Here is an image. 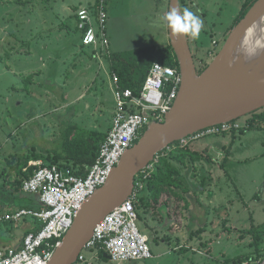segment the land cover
Instances as JSON below:
<instances>
[{
  "label": "rangeland",
  "instance_id": "obj_1",
  "mask_svg": "<svg viewBox=\"0 0 264 264\" xmlns=\"http://www.w3.org/2000/svg\"><path fill=\"white\" fill-rule=\"evenodd\" d=\"M94 2L0 0V174L13 158L53 157L70 128L75 137L108 132L116 101L107 54L129 59L141 49L170 44L163 21L169 0H108L110 46L82 49L74 12ZM243 2L220 17L222 27L214 32L203 27L197 44L191 43L198 61L204 57L210 64L217 56L210 52L215 42H222V49ZM199 10L196 15L203 19ZM35 73L40 75L27 88L25 78ZM249 118L238 123L245 127ZM190 147L202 156L194 160L196 169L191 162L187 168L174 164L182 171L183 200L174 193L163 196L168 208L160 204L137 221L153 257L124 264H236L250 254L253 264H264L247 233L264 225V130H249L235 141L231 134L207 137ZM32 225L30 219L2 224L0 248L15 247ZM183 247L189 250L181 253ZM259 248L264 252V245ZM86 254L94 264H114Z\"/></svg>",
  "mask_w": 264,
  "mask_h": 264
},
{
  "label": "built area",
  "instance_id": "obj_2",
  "mask_svg": "<svg viewBox=\"0 0 264 264\" xmlns=\"http://www.w3.org/2000/svg\"><path fill=\"white\" fill-rule=\"evenodd\" d=\"M77 22L83 46L92 47L95 51L108 48V16L103 0L98 15L94 14L92 8H80ZM215 44L214 50L210 52L211 58L219 53L220 47ZM112 78L116 101L113 124L94 164L85 176L59 166L45 165L35 171L24 183L23 191L37 195L42 208L17 209L0 218L3 223L18 224L25 219L33 221L32 229L24 237L20 248H0V264H49L87 200L108 182L125 153L140 140L147 128L152 123L164 122L182 85L178 68L158 63L150 69L139 92L121 88L118 77L113 75ZM242 127L238 122L212 126L179 141L178 145L172 144L163 155L158 154L154 162L137 176L134 194L95 227L91 239L74 264H94L93 258L86 253L99 257L101 251L109 255L114 264L152 258L149 237L137 226L139 216L135 203L146 180L155 172L160 158L177 148H184L207 137L240 131ZM30 165L37 166V163Z\"/></svg>",
  "mask_w": 264,
  "mask_h": 264
},
{
  "label": "water",
  "instance_id": "obj_3",
  "mask_svg": "<svg viewBox=\"0 0 264 264\" xmlns=\"http://www.w3.org/2000/svg\"><path fill=\"white\" fill-rule=\"evenodd\" d=\"M180 0H169V10ZM264 0H257L232 29L222 49L201 73L187 35L173 34L182 85L163 123H152L116 166L108 182L87 200L49 264H74L95 227L134 194L135 180L155 157L206 128L238 121L264 109ZM110 261V256H104Z\"/></svg>",
  "mask_w": 264,
  "mask_h": 264
},
{
  "label": "trees",
  "instance_id": "obj_4",
  "mask_svg": "<svg viewBox=\"0 0 264 264\" xmlns=\"http://www.w3.org/2000/svg\"><path fill=\"white\" fill-rule=\"evenodd\" d=\"M102 0H95L94 3L90 4L88 7L92 8L95 15H98L99 6ZM184 0H180L183 4ZM257 0H251L242 9L240 14L234 21L232 29L245 17L251 6ZM105 11L108 16V0H103ZM20 3V2H17ZM80 9H75L78 12ZM77 18V14H76ZM78 23V22H77ZM108 25V22H107ZM82 34V33H81ZM109 39V37H108ZM82 41V36H81ZM110 46V43H109ZM108 46V47H109ZM202 47V46H201ZM200 47V48H201ZM84 49L85 46L82 45ZM107 59L111 62V73L118 77L119 86L123 89H131L135 92H139L144 85L148 73L154 64H162L164 66H170L179 69V64L175 53L171 45L167 46H152L149 48L139 50L136 55L129 59H123L118 54L108 55ZM209 66L206 63V67ZM180 70V69H179ZM203 70V71H204ZM203 71H198L201 74ZM39 73L29 75L25 78V84L28 88L32 86L35 82V78L39 76ZM238 122V121H234ZM111 128H109L106 133L90 132L84 136L75 137L73 136L74 129H68L66 133V138L62 144V150L53 153V157L44 156L42 154H32L28 155L23 160H18L13 158V161L9 163V168H4L0 174V178L3 179L4 183L0 186V218L5 216L7 213L15 211L17 209H41V203L39 197L33 194H26L23 191L24 183L29 180L35 173L36 170L43 166H59L60 168H69L73 170L74 174L79 176H85L88 169L94 164L97 159L100 147L106 136L108 135ZM249 130H264V109L250 115L246 126L242 127L240 131H233L229 133H224L223 135L231 134L233 136V141L240 135H244ZM239 133V134H238ZM178 145V142L175 143ZM191 144L184 148H177L176 150L170 151L167 157H161L156 165L155 172L150 178L145 182V187L138 194V199L135 203L139 218H144V214H150V211L155 209L157 206H166L168 208V199L161 203L163 196H168L169 194H176L177 199H182L184 186L182 180L181 169L174 165L179 164L184 168H187V164L191 162L196 169V158L198 162L201 160L202 156H197L196 152L191 149ZM225 159L229 157L230 151L227 152ZM163 155L164 152L160 153ZM31 162H42V165L32 166ZM11 173H14V178L11 177ZM145 219V218H144ZM27 220V219H25ZM8 226L16 225L13 222H1ZM12 229V228H11ZM28 230L25 236L30 232ZM205 232L204 228L200 230ZM248 234H252V239L254 240L253 248L254 253L259 256V260H264V252L259 248L260 245H264V225L263 226H253ZM24 236V237H25ZM158 242V239L155 238ZM2 248V247H1ZM20 248V247H18ZM188 248H182L181 253L187 252ZM105 252H100V258L106 260ZM231 259H227L229 263ZM245 261H251L255 263L256 260L253 255L246 257H241L234 262L236 264H244Z\"/></svg>",
  "mask_w": 264,
  "mask_h": 264
},
{
  "label": "flooded vegetation",
  "instance_id": "obj_5",
  "mask_svg": "<svg viewBox=\"0 0 264 264\" xmlns=\"http://www.w3.org/2000/svg\"><path fill=\"white\" fill-rule=\"evenodd\" d=\"M250 1L251 0H244L243 4H241V9L239 10L238 15L242 11V9L246 6V4L249 3ZM237 4H238V0H184L181 6H182V10L184 8H188L191 11H193L195 14H196L195 12L196 8L197 10L200 9L199 11L201 12V17L203 18L202 20L205 26L204 29L207 30L206 32H214L216 28L218 29L219 27H222L220 25L223 23V21H221L220 17L226 14L228 11L233 10L235 5L237 6ZM233 24H231L230 30L232 29ZM188 40L190 43V47H191V43L197 44L198 41V40H193L190 36H188ZM221 43L220 42L219 44L217 43L218 47H220ZM193 56L198 71H203L204 68L206 67L207 59L203 57L200 61H198L195 53H193Z\"/></svg>",
  "mask_w": 264,
  "mask_h": 264
},
{
  "label": "clouds",
  "instance_id": "obj_6",
  "mask_svg": "<svg viewBox=\"0 0 264 264\" xmlns=\"http://www.w3.org/2000/svg\"><path fill=\"white\" fill-rule=\"evenodd\" d=\"M164 23L169 27L173 34L188 35L193 40L199 39L204 27L203 20L188 8L182 12L177 7H172L163 18Z\"/></svg>",
  "mask_w": 264,
  "mask_h": 264
},
{
  "label": "crops",
  "instance_id": "obj_7",
  "mask_svg": "<svg viewBox=\"0 0 264 264\" xmlns=\"http://www.w3.org/2000/svg\"><path fill=\"white\" fill-rule=\"evenodd\" d=\"M74 18H75V20H76V22H77V18H76V16H75V12H74ZM78 29V28H77ZM80 32V31H79ZM81 33V32H80ZM81 36H82V34H81ZM83 49V48H82ZM113 91H114V89H113ZM111 128V127H110ZM33 226V225H32ZM31 229H32V227H31ZM30 229V230H31ZM23 239H24V237L23 238H21L20 240H18V244L15 246V247H12V246H10V247H12V248H18V247H20L21 246V244H22V241H23ZM5 247V246H4ZM6 247H9V246H6Z\"/></svg>",
  "mask_w": 264,
  "mask_h": 264
},
{
  "label": "bare ground",
  "instance_id": "obj_8",
  "mask_svg": "<svg viewBox=\"0 0 264 264\" xmlns=\"http://www.w3.org/2000/svg\"><path fill=\"white\" fill-rule=\"evenodd\" d=\"M260 33H261L262 39L264 40V18H263L262 23H261V31H260Z\"/></svg>",
  "mask_w": 264,
  "mask_h": 264
}]
</instances>
